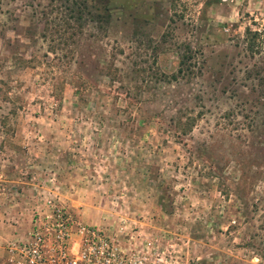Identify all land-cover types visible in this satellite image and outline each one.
<instances>
[{
  "label": "rangeland",
  "instance_id": "rangeland-1",
  "mask_svg": "<svg viewBox=\"0 0 264 264\" xmlns=\"http://www.w3.org/2000/svg\"><path fill=\"white\" fill-rule=\"evenodd\" d=\"M73 1L95 19L64 24ZM50 200L189 264H264V0H0V221Z\"/></svg>",
  "mask_w": 264,
  "mask_h": 264
},
{
  "label": "built area",
  "instance_id": "built-area-1",
  "mask_svg": "<svg viewBox=\"0 0 264 264\" xmlns=\"http://www.w3.org/2000/svg\"><path fill=\"white\" fill-rule=\"evenodd\" d=\"M46 203L48 212L35 213L30 229L5 245L0 264H189L173 246L151 243L146 236L153 231L82 225Z\"/></svg>",
  "mask_w": 264,
  "mask_h": 264
},
{
  "label": "trees",
  "instance_id": "trees-1",
  "mask_svg": "<svg viewBox=\"0 0 264 264\" xmlns=\"http://www.w3.org/2000/svg\"><path fill=\"white\" fill-rule=\"evenodd\" d=\"M73 3V4H72ZM81 6L79 4H77L75 1L71 2L70 6H67L68 9H66V15L64 16L63 22L64 24L68 25V21L70 22H74L76 24V26L79 27V23L81 20H83L85 17L88 20H94L95 16H92L91 13L86 9V6L84 4L83 1L80 2ZM65 9V8H64ZM85 18V19H86ZM67 22V23H66ZM257 36L256 33L254 31H250L248 28L244 29V39L246 41V50L252 54V46L250 45V41L248 40V37H250V39L252 37ZM187 50H189L187 52ZM185 52L186 54H182L179 58V60L177 61V65H176V73L175 75L178 76H189L191 74H193V65L191 66L190 64V60L192 59V54L193 51H191L190 49H188V47L185 48ZM195 64V63H193ZM171 79H176L175 76H170ZM74 87V91L78 92V86L75 84L72 85ZM199 116V115H198ZM224 118H228V113H224L223 115ZM195 118H189L186 117L184 119V121L182 120H177L176 122V127L177 129L182 133V135H185L187 133H189L191 131V128L193 126Z\"/></svg>",
  "mask_w": 264,
  "mask_h": 264
},
{
  "label": "crops",
  "instance_id": "crops-1",
  "mask_svg": "<svg viewBox=\"0 0 264 264\" xmlns=\"http://www.w3.org/2000/svg\"><path fill=\"white\" fill-rule=\"evenodd\" d=\"M14 218H16V216L12 215L11 219H14ZM0 219H1V217H0ZM27 224L28 225L24 226V228H21V227H18V226H9V227H7L6 225L2 224V221H0V254H1V252L3 253V251H1V247L4 245V241H6L8 239L9 240L8 242H10L15 237L20 235V233H19V231L17 229H30L29 223H27ZM5 229H8L7 231L10 232V234L6 233Z\"/></svg>",
  "mask_w": 264,
  "mask_h": 264
}]
</instances>
